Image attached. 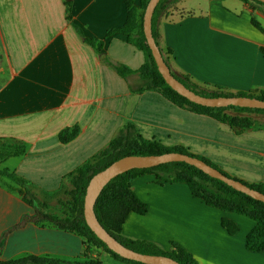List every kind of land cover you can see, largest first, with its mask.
<instances>
[{
	"label": "crops",
	"instance_id": "crops-1",
	"mask_svg": "<svg viewBox=\"0 0 264 264\" xmlns=\"http://www.w3.org/2000/svg\"><path fill=\"white\" fill-rule=\"evenodd\" d=\"M72 1L71 23L65 0H0V139L25 144L24 153L1 159L0 169L27 180L42 212L72 216L73 175L129 122L143 137L206 156L232 177L264 182V128L237 134L156 90L134 92L131 87L140 77L124 78L103 60L109 56L132 68L146 61L122 33L106 37L125 23L126 0ZM75 26L86 37L105 41L103 57ZM157 26L158 45L176 75L209 89L264 90V13L259 8L243 0H179ZM74 128L76 137L59 140L60 131ZM131 187L148 210L128 215L122 227L126 237L151 240L166 250L176 242L199 264H264V250L246 245L254 219L213 207L186 182H160L154 173L136 177ZM25 195L16 181L0 176V260L35 255L44 259L42 264H92L94 259L135 264L102 248L88 249L82 234L50 221L21 223L36 211ZM224 217L238 224L235 234L223 226Z\"/></svg>",
	"mask_w": 264,
	"mask_h": 264
},
{
	"label": "trees",
	"instance_id": "trees-1",
	"mask_svg": "<svg viewBox=\"0 0 264 264\" xmlns=\"http://www.w3.org/2000/svg\"><path fill=\"white\" fill-rule=\"evenodd\" d=\"M148 1L149 0H141L140 5H138L136 4V0H126L127 18L125 23L122 26L110 29L106 35V37L115 33H122L125 35L128 43L136 46L144 52L146 58L144 65L139 68H132L125 63L112 60L109 56H105L103 60L124 78L135 74L140 77V83L136 87H131L134 92L140 93L146 90H156L178 106L185 107L199 114L209 115L220 122L229 125L237 134H241L253 128H264L263 108L241 107L234 105L225 107H209L200 105L190 101L188 98L178 93L165 81L158 69L152 50L144 33L143 17ZM178 1L179 0H160L154 10L152 18V31L157 44L159 38L157 26L158 21L167 9ZM243 1L248 3L253 8H259V10L264 13L263 2L259 0ZM65 3L66 18L72 23L73 1L65 0ZM253 23L259 26V23L255 19H253ZM75 28L78 34L82 36L87 43L93 46L98 53L103 52L105 46L104 40L86 37L80 27L75 26ZM164 58L168 63L165 55ZM173 74L187 87L202 95H242L264 99V90L257 93H247L244 91L234 93L224 91L219 88L209 89L192 82L187 77L178 76L175 73ZM77 134V128L72 130L64 129L60 131L58 137L60 141L68 142L76 137ZM168 151H178L192 156H197L210 165L218 168L226 175L231 176L222 170L213 160L206 156L193 154L188 149L181 146H166L155 139L143 137L136 125L132 122H129L120 128L109 144L94 155L91 160L81 166L77 170V173L73 175L72 181L76 186V190L73 193V214L70 217L59 218L55 215L42 212L41 208L35 205L36 198L31 192V189L27 184V180L16 172L4 168L0 169V176H7L21 185L26 190L24 199L28 203H33L36 208L35 213L33 215L24 216L21 223L28 220H47L55 224L60 229L76 231L82 234L85 237L88 249L92 250L93 247L102 248L123 261L135 264H145L122 257L118 253L111 250L107 244L96 235L85 219V195L87 186L92 176L106 168L115 160L130 154L148 155L160 154ZM24 152V142L18 140L9 142L0 139V160L5 157L19 155ZM144 173H154L160 182H186L192 193L203 198L207 204L226 212H237L254 219L256 224L247 235L246 245L248 249L252 251L264 250V202L236 190L224 181L214 178L196 166L188 164L184 161L167 162L153 167L134 168L128 170L114 177L98 196L95 204V212L98 219L115 238L127 247L143 253L167 255L181 264H199L198 260L190 251L176 242H172L171 249L166 250L154 241L129 238L122 233L123 224L131 212L145 214L148 210V204L142 201L131 187L132 181ZM243 182L264 193V182ZM27 194L30 195V199ZM222 224L230 234H235L239 229L238 224L229 218L224 217L222 219ZM43 261L44 259L42 257L28 255L17 259L0 260V264H42ZM48 263L82 264L77 261H48ZM90 263L101 264L97 259L90 261Z\"/></svg>",
	"mask_w": 264,
	"mask_h": 264
},
{
	"label": "water",
	"instance_id": "water-1",
	"mask_svg": "<svg viewBox=\"0 0 264 264\" xmlns=\"http://www.w3.org/2000/svg\"><path fill=\"white\" fill-rule=\"evenodd\" d=\"M264 3V0H259ZM160 0H149L144 12L143 27L147 42L152 50V54L157 63L158 69L165 81L178 93L188 98L190 101L200 105L209 107H225V106H241L251 108H263L264 99H260L252 96H206L195 92L191 88L182 83L172 72L169 64L166 62L161 48L156 42L152 31V18L153 13ZM105 55V52L101 53V57ZM184 161L188 164L194 165L201 169L210 176L220 179L232 186L236 190H239L247 195L264 202V193L249 186L247 183L228 176L218 168L210 165L203 159L192 156L187 153L178 151H168L160 154H130L123 156L103 170L97 172L92 176L87 186L84 203V215L90 228L96 233V235L102 239L107 246L118 253L124 258L134 261L142 262L145 264H181L177 260L167 255L150 254L136 251L130 247H127L115 238L100 222L95 212V204L98 196L104 189V187L117 175L124 173L134 168H148L157 166L162 163Z\"/></svg>",
	"mask_w": 264,
	"mask_h": 264
},
{
	"label": "rangeland",
	"instance_id": "rangeland-1",
	"mask_svg": "<svg viewBox=\"0 0 264 264\" xmlns=\"http://www.w3.org/2000/svg\"><path fill=\"white\" fill-rule=\"evenodd\" d=\"M117 133H118V132H117ZM35 205H36V206H39V202H38V199H37V198L35 199Z\"/></svg>",
	"mask_w": 264,
	"mask_h": 264
}]
</instances>
